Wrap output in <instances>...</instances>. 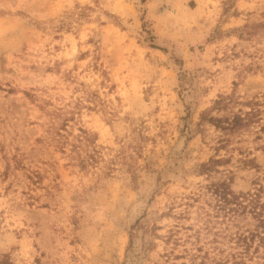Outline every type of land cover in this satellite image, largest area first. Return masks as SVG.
<instances>
[{
    "label": "rangeland",
    "instance_id": "obj_1",
    "mask_svg": "<svg viewBox=\"0 0 264 264\" xmlns=\"http://www.w3.org/2000/svg\"><path fill=\"white\" fill-rule=\"evenodd\" d=\"M218 99L244 125L198 126ZM13 245V264H264V0H0Z\"/></svg>",
    "mask_w": 264,
    "mask_h": 264
},
{
    "label": "trees",
    "instance_id": "obj_2",
    "mask_svg": "<svg viewBox=\"0 0 264 264\" xmlns=\"http://www.w3.org/2000/svg\"><path fill=\"white\" fill-rule=\"evenodd\" d=\"M142 1H144V0H142ZM141 20L143 21V27H145V25L147 24V22L144 21V18L142 16H141ZM215 32H216V29L213 31V33H215ZM178 77H179V80H181L180 86L185 87L186 82L182 81V79H184L186 77L185 70L179 69V71H178ZM221 100L222 99L215 100L212 107L207 108V109H205V110H203L201 112V114H200V120L198 122V126H200L205 121L210 122V123H213L217 127H221V125H222L221 123L223 121H226L228 123L227 124L228 127H231V128H236L238 126L244 125V117H242L240 114H234V116L232 117V119L227 118V117L218 118V117H215V116H213L211 114L210 111H212L213 109H217L219 107L218 105L221 103ZM223 127H225V126H223ZM81 131L84 132L85 134L87 133V131L84 130V129L81 130ZM79 165H80L81 168H85L88 165V160L87 159H83V158L80 159L79 160ZM133 177H134V175H133ZM13 249H14V245L13 246H10L8 248V250H5L3 252H0V260L5 259V261H6L7 264H13L11 262V258H10ZM34 262H35V264H44L43 262H41V260L39 258H36Z\"/></svg>",
    "mask_w": 264,
    "mask_h": 264
}]
</instances>
